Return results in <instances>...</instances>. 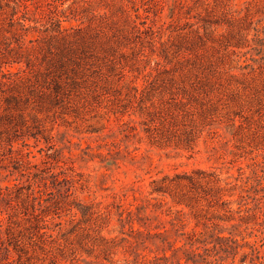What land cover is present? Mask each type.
<instances>
[{"label":"rangeland","instance_id":"1","mask_svg":"<svg viewBox=\"0 0 264 264\" xmlns=\"http://www.w3.org/2000/svg\"><path fill=\"white\" fill-rule=\"evenodd\" d=\"M11 18L34 49L30 69L5 65L28 78L11 112L0 86V188L25 185L34 165L66 181L37 194L47 201L39 217L16 218L24 248L0 252V264H165L178 211L185 232L196 221L174 191L152 190L183 175L218 195L210 208L192 200L193 214L227 235L238 169L264 186V0H0V25ZM60 48L76 50L83 77L57 103L44 73ZM201 70L209 93L182 77Z\"/></svg>","mask_w":264,"mask_h":264},{"label":"trees","instance_id":"2","mask_svg":"<svg viewBox=\"0 0 264 264\" xmlns=\"http://www.w3.org/2000/svg\"><path fill=\"white\" fill-rule=\"evenodd\" d=\"M122 13L125 16V22H127V12L122 11ZM17 26L20 28L18 29ZM27 30L28 28L24 24L12 18L7 22V28L0 25V35L3 36L2 32L5 31L11 36L8 39L6 38L9 41L4 43L7 50H4V44H0V86H10L9 89L11 90V94L4 97L6 103L4 111L11 112L12 109H15L12 107V103H17L25 98L22 85L26 83L28 77L24 80L23 77L19 76L21 71L14 73L7 69L5 65L20 63L23 60L26 68L30 69L32 67L33 61L30 50L34 48L23 47L19 40L22 35H26ZM62 38L64 39L65 36ZM32 42V40L28 41V43ZM13 43L15 44L14 47L11 46ZM2 51L16 56L13 57L11 62H4L6 55ZM75 51V49L62 50L60 48L46 62L47 68L44 74L46 76L45 80L49 79L47 86L50 87L46 88L48 94L45 96L54 102L58 103V100L65 94L66 89L77 86L78 82L76 80L83 77L82 72L73 67H77L76 58H70L71 54H75ZM47 53L51 55L52 52L47 49ZM69 65L72 67H68ZM211 72L209 75L213 76L214 70H211ZM182 77L184 79L192 78L191 86H195L197 90H203L204 93H209L214 88L215 82L202 73V70L199 73L187 72ZM1 87L0 93L4 94ZM208 112L209 108L204 110L205 115H208ZM33 168L35 169L34 172L28 170L20 174L22 178H25V185L16 182L10 186L0 188V252L5 255L9 254L10 249L19 252L24 248L21 236H19L20 232L14 229L15 225L19 226V220L17 221L16 218L21 216L23 221L30 222L31 218L39 217L43 213L42 210L46 208L47 201L40 200L37 194L42 192V188L48 190L55 186L56 189V185L60 184L59 181H66L65 179L59 180L58 174L49 173V168L45 171L39 170L37 165H34ZM262 180L261 177H257L255 183H251L250 177L245 176L241 168L238 169V176L233 179L235 183H241L238 186L240 193L236 201L235 214L237 219L236 223L230 226L227 235L224 234L225 230L212 219L199 216L197 213L193 214L196 208L192 204V200L198 202L199 199H203L207 202L209 208L213 207L210 205L212 201L217 202L218 195H212L211 188L203 190L202 194L196 193L198 181L196 182L190 176L185 175L181 178L177 177V180L167 181V179H164L161 185H156L152 193L165 194L171 192V190L174 191L179 199L177 203L185 204L196 221L195 226L189 232H185L184 212L178 211V223L174 224L171 229L175 237L174 241L167 243L171 255L163 256L164 263L223 264L228 258L231 261L238 258L239 264H264V201L263 196L259 195L264 192ZM181 181H185L187 184L183 185ZM188 184L193 187H189V189ZM226 185L230 186L231 183H226ZM235 187L236 184L231 189ZM184 188H188L186 193H182ZM192 190L193 193H191ZM229 204L230 202L225 203V205ZM225 212L232 213L231 210ZM227 219L231 220L232 218L228 217ZM134 232L138 236L143 235V231L140 229H136ZM177 242L180 245H177Z\"/></svg>","mask_w":264,"mask_h":264}]
</instances>
